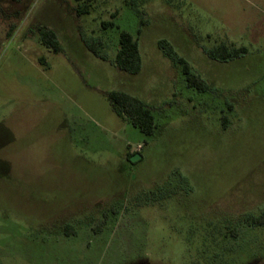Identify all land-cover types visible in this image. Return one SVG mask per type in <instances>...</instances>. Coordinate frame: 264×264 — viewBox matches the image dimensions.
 <instances>
[{"label": "rangeland", "instance_id": "1", "mask_svg": "<svg viewBox=\"0 0 264 264\" xmlns=\"http://www.w3.org/2000/svg\"><path fill=\"white\" fill-rule=\"evenodd\" d=\"M121 30L138 74L113 62ZM219 43L247 51L208 57ZM263 210L264 0H0V264H264Z\"/></svg>", "mask_w": 264, "mask_h": 264}, {"label": "trees", "instance_id": "2", "mask_svg": "<svg viewBox=\"0 0 264 264\" xmlns=\"http://www.w3.org/2000/svg\"><path fill=\"white\" fill-rule=\"evenodd\" d=\"M80 13V11H79ZM113 14L112 16H114ZM104 25L111 26L113 22H106ZM40 39L43 44L59 51V42L55 32L51 29L40 30ZM119 48L115 53L113 62L122 71L138 74L141 69V56L139 52L138 40L134 35L126 30H121L118 36ZM88 49L96 56H99L98 49L94 43L87 44ZM158 47L172 59L176 64L181 65L182 73L188 87H193L198 91H206L208 86L200 76L195 74L183 57L177 54L172 45L164 40H158ZM244 46L229 47L225 43H219L211 49L205 50L208 57L227 61L246 53ZM112 109L121 118L127 119L129 123L137 128L144 136H152L157 127L154 115L145 103L134 96L122 91H111L107 95ZM135 152L128 154V160ZM254 226L264 225V210L257 216L248 218ZM102 223V222H101ZM68 227V226H67ZM69 228H67V233Z\"/></svg>", "mask_w": 264, "mask_h": 264}, {"label": "water", "instance_id": "3", "mask_svg": "<svg viewBox=\"0 0 264 264\" xmlns=\"http://www.w3.org/2000/svg\"><path fill=\"white\" fill-rule=\"evenodd\" d=\"M139 157H140V155H139L138 153H134V154L130 157V160H131V161H136Z\"/></svg>", "mask_w": 264, "mask_h": 264}]
</instances>
